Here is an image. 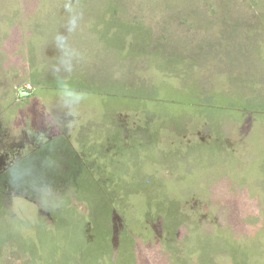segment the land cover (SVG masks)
<instances>
[{
  "label": "rangeland",
  "instance_id": "1",
  "mask_svg": "<svg viewBox=\"0 0 264 264\" xmlns=\"http://www.w3.org/2000/svg\"><path fill=\"white\" fill-rule=\"evenodd\" d=\"M72 2L81 59L58 80L65 0H0V264H264V0ZM65 84L85 94L78 123L49 129L40 99L55 112ZM49 148L58 206L14 203L10 158L27 150L39 169ZM79 148L112 155L104 176L122 187L77 186Z\"/></svg>",
  "mask_w": 264,
  "mask_h": 264
},
{
  "label": "clouds",
  "instance_id": "2",
  "mask_svg": "<svg viewBox=\"0 0 264 264\" xmlns=\"http://www.w3.org/2000/svg\"><path fill=\"white\" fill-rule=\"evenodd\" d=\"M65 12L68 13L65 22V32H57L52 42L58 51L59 55L55 61L48 66L49 71L58 80H63L66 74H71L74 70L76 62L81 59L80 51L71 43L72 35L77 32L83 19V13L75 6L72 0H65L63 4ZM63 72L65 75H61ZM13 91L15 86H13ZM85 99V94L67 86L59 89L57 100L55 102L56 111H53V103L46 99H40L43 106V117L46 127L49 129L56 127L58 129H72L78 123L79 105ZM68 117L73 119L68 120ZM19 116L16 113L13 117V122L18 120ZM14 137H18L21 128L13 126V123L8 126ZM33 134V133H32ZM37 142L41 145L47 143L45 134L36 136ZM30 152L24 150L19 157L13 156L8 162L7 176L9 184L15 192H20L21 195H13V202L21 199L25 194H31L39 207L49 208L58 206L57 197L53 194L54 189L51 187V181L46 177L45 172L56 168L55 159L51 156L46 157L41 161L39 169L33 162Z\"/></svg>",
  "mask_w": 264,
  "mask_h": 264
},
{
  "label": "crops",
  "instance_id": "3",
  "mask_svg": "<svg viewBox=\"0 0 264 264\" xmlns=\"http://www.w3.org/2000/svg\"><path fill=\"white\" fill-rule=\"evenodd\" d=\"M44 151V156L45 157H49L51 156L52 158H54V156H58L59 154L62 155V151L58 150L56 148H49V149H45ZM70 154L73 156L74 158V168L76 171L82 173V175H86L85 179L86 183L82 184L84 180H82L81 185L78 184L77 186L80 187H88V186H98V187H105V188H121L122 187V181H117L116 178L113 179V175L112 178L111 177H107L106 175L104 176V173H108L110 171V167L111 166H116V164H112V155L107 154L106 156L102 155L103 153H99L97 148H82L80 150L79 149H74V150H69ZM43 154V153H42ZM104 156V159H102V157ZM121 172V171H120ZM86 173V174H85ZM97 173H99L100 177H96ZM102 173V174H101ZM104 177V180L101 178ZM81 178V177H80ZM117 192H115V195L112 196V199L115 202H118L122 204V202L126 205H128V197L125 196H119L116 194ZM120 208V207H119ZM138 209V208H137ZM136 209V210H137ZM119 210V211H118ZM140 211H143L140 209ZM139 213V211L137 210L136 215ZM143 213V212H142ZM105 217L107 219V217L110 218V223L107 225H112V223L115 225L113 221V218H118L121 219L123 221V216H122V212L120 209H115V212L108 210V212H105ZM124 224V222H123ZM111 229L109 228H104V229H99V231H95V238L99 244H105V246H109L112 247L111 245V239H112V234H111ZM117 237V244L118 246L115 244V246L113 247V252L112 253V259H118L121 257L122 253L121 250H123V243L121 240L122 237V233L121 231L118 232L116 234ZM134 237V238H133ZM132 239L130 238L132 245H131V250L132 248L134 249V242H135V236H133ZM110 253V252H109Z\"/></svg>",
  "mask_w": 264,
  "mask_h": 264
},
{
  "label": "water",
  "instance_id": "4",
  "mask_svg": "<svg viewBox=\"0 0 264 264\" xmlns=\"http://www.w3.org/2000/svg\"><path fill=\"white\" fill-rule=\"evenodd\" d=\"M21 95H27V91L26 90L22 91Z\"/></svg>",
  "mask_w": 264,
  "mask_h": 264
}]
</instances>
